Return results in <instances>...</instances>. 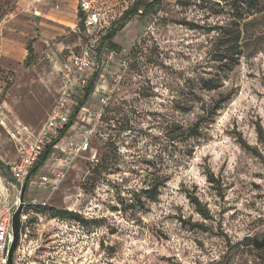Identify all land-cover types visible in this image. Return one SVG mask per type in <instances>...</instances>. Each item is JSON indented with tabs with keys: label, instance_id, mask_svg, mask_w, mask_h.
I'll return each mask as SVG.
<instances>
[{
	"label": "rangeland",
	"instance_id": "rangeland-1",
	"mask_svg": "<svg viewBox=\"0 0 264 264\" xmlns=\"http://www.w3.org/2000/svg\"><path fill=\"white\" fill-rule=\"evenodd\" d=\"M87 1L113 28L136 0ZM252 1L258 12L239 22L240 56L217 58L214 28L247 14ZM29 2L0 0L9 39L10 29L30 20L21 12ZM79 21L56 37L68 38L69 51L84 39ZM45 48L22 63L0 59L2 98L33 130L60 86ZM104 49L116 56L85 103L101 114L90 149L56 191L24 195L103 219L104 227L35 218L20 264H263L264 249L253 241L264 237V0H162L151 14L133 16ZM15 160L0 130V166ZM46 165L37 175L50 171Z\"/></svg>",
	"mask_w": 264,
	"mask_h": 264
},
{
	"label": "built area",
	"instance_id": "built-area-1",
	"mask_svg": "<svg viewBox=\"0 0 264 264\" xmlns=\"http://www.w3.org/2000/svg\"><path fill=\"white\" fill-rule=\"evenodd\" d=\"M79 8L83 13L84 39L78 51L71 52L59 65L58 96L44 124L33 130L14 117L0 92V130L5 133L16 156L10 167L0 166V264H8L13 242L12 218L16 210L21 206L11 264H20L23 259L22 246L28 241L27 224L31 217L27 207L46 205L45 202L37 203L35 199L25 202V192L56 191L72 163L90 149L92 135L100 120L99 112L88 110L85 104L80 105L83 90L94 74L109 67L116 54L104 49L103 39L109 29L104 22L105 13L91 6L87 0H81ZM72 117L74 119L70 122ZM67 125L69 127L64 131ZM46 152L45 168L50 171L37 175L38 170L32 171Z\"/></svg>",
	"mask_w": 264,
	"mask_h": 264
},
{
	"label": "crops",
	"instance_id": "crops-1",
	"mask_svg": "<svg viewBox=\"0 0 264 264\" xmlns=\"http://www.w3.org/2000/svg\"><path fill=\"white\" fill-rule=\"evenodd\" d=\"M55 5L58 6L57 9ZM21 12L30 20H26L19 30L10 29L11 39H9V28L0 24V59L16 63L25 61L28 56L25 38L36 34L32 39L38 35V40L29 43L33 52L38 51L39 47L41 49L46 46L44 54L54 61L58 75V68L63 60L60 58H66L73 51L68 50L71 43L68 42L67 37L60 39L59 42L56 37L74 31L78 16L77 0H30Z\"/></svg>",
	"mask_w": 264,
	"mask_h": 264
},
{
	"label": "trees",
	"instance_id": "trees-1",
	"mask_svg": "<svg viewBox=\"0 0 264 264\" xmlns=\"http://www.w3.org/2000/svg\"><path fill=\"white\" fill-rule=\"evenodd\" d=\"M162 0H152L149 3H144L142 0H136L134 1L130 7H128L121 15L117 25L113 28H109L107 30V33L103 39V43H112V40L115 36V34L122 30L125 25L130 21V19L133 16H146L148 14H151L154 12L155 8L161 3ZM257 3L252 1L250 3H246L247 7V14H241L237 17L236 20H231L225 27H217L214 28V30H219V40H221L220 45V52L217 54V58H238L241 54V29L239 26L240 21H244L246 18L252 16L253 14H256L258 12ZM141 8V9H139ZM78 17L80 19L79 23H82L83 20V13L81 12L80 8L78 7ZM28 56L26 59H28L32 54L33 50L29 43H27L26 47ZM97 77V74H94L91 78V80L88 82L86 88L83 90V98L81 100L80 105L85 104L89 98V96L94 91V81ZM209 87L213 88L216 85L213 81L208 82ZM78 108H76V111ZM74 117L71 118L72 122ZM200 124V120H197V122L188 130V134L192 136L194 133L198 131V126ZM70 125V124H69ZM69 125H67L64 128V131L68 129ZM48 153L46 152L44 156L41 158L39 163L34 167L32 172H36L45 160L47 159ZM149 195V199H156V190H151L147 192ZM26 211L30 214L31 217H33L31 220H28V230L30 233L31 230V224L35 222L36 219H41L42 217L49 218L50 221L56 220L62 221V220H68L76 223L78 226H86V227H92L93 229H102L104 227V220L103 219H93V220H86L82 218L80 214L73 213V212H67L63 210H57L54 208H51L49 206H42V205H34L27 207ZM54 222V221H53ZM29 235V234H28ZM260 249H264V246ZM264 264V261H263Z\"/></svg>",
	"mask_w": 264,
	"mask_h": 264
},
{
	"label": "water",
	"instance_id": "water-1",
	"mask_svg": "<svg viewBox=\"0 0 264 264\" xmlns=\"http://www.w3.org/2000/svg\"><path fill=\"white\" fill-rule=\"evenodd\" d=\"M23 192L24 188L21 193V203H22V198H23ZM21 211V206L16 210L15 214L13 215L12 218V230H13V242L11 244V247L9 249L8 253V264H11V256L12 252L15 249L16 243H17V238H18V223H19V214ZM253 246L256 248H261L264 246V237L261 240H254L253 241Z\"/></svg>",
	"mask_w": 264,
	"mask_h": 264
}]
</instances>
